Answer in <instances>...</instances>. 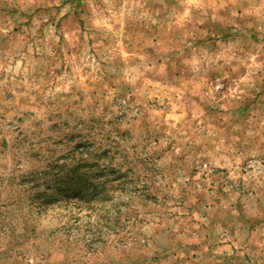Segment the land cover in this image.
Instances as JSON below:
<instances>
[{
  "label": "rangeland",
  "instance_id": "obj_1",
  "mask_svg": "<svg viewBox=\"0 0 264 264\" xmlns=\"http://www.w3.org/2000/svg\"><path fill=\"white\" fill-rule=\"evenodd\" d=\"M0 264H264V0H0Z\"/></svg>",
  "mask_w": 264,
  "mask_h": 264
},
{
  "label": "trees",
  "instance_id": "obj_2",
  "mask_svg": "<svg viewBox=\"0 0 264 264\" xmlns=\"http://www.w3.org/2000/svg\"><path fill=\"white\" fill-rule=\"evenodd\" d=\"M68 151L72 156V164L68 165H73V180L69 179V182L66 183L70 185L68 192L59 193L61 196L51 199V204L68 199L99 203L110 193L125 189V180L129 178L130 172L123 173L120 168L116 167L114 163L116 157L112 148L97 147L82 140L74 144ZM48 161L49 173H36L34 177L23 180L22 186L26 183L28 187L26 192L38 190L43 186L50 187L49 182L45 181L43 176H51L56 179L64 168L57 160ZM55 179L51 178V181L55 183ZM110 189L111 192H109Z\"/></svg>",
  "mask_w": 264,
  "mask_h": 264
}]
</instances>
